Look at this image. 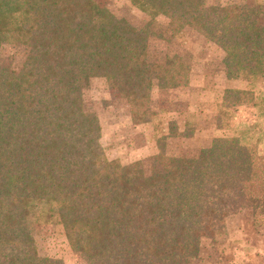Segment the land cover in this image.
I'll return each mask as SVG.
<instances>
[{"label": "trees", "instance_id": "1", "mask_svg": "<svg viewBox=\"0 0 264 264\" xmlns=\"http://www.w3.org/2000/svg\"><path fill=\"white\" fill-rule=\"evenodd\" d=\"M166 31L136 26L97 0H0V51L15 38L26 56L17 70L0 54V264H64L42 257L32 233L49 225L86 264H191L208 232L224 233L227 208L244 203L264 223V149L218 137L194 158L164 154L168 138L188 137L169 122L162 158L109 161L84 83L104 79L125 101L133 125L153 121L152 91L187 87L180 54L150 63L149 39L187 30L223 54L229 80L264 78V6L213 14L207 0H127ZM261 10V11H260ZM256 107L251 91L226 90L217 121Z\"/></svg>", "mask_w": 264, "mask_h": 264}, {"label": "rangeland", "instance_id": "2", "mask_svg": "<svg viewBox=\"0 0 264 264\" xmlns=\"http://www.w3.org/2000/svg\"><path fill=\"white\" fill-rule=\"evenodd\" d=\"M97 1L115 15L127 19L136 26L148 24L154 27L157 33L166 31L168 20L165 17L160 16L152 20L132 7L127 0ZM207 3L213 14H239L252 5L264 6V0H207ZM148 44V55L152 65L167 55L180 54L192 67L193 75L198 77V84H200V75L204 76L207 83L209 77H214L215 74L221 75L222 70L225 72L222 63L224 54L206 39L189 30L170 42L151 37ZM0 54L3 65L12 64L17 70L26 56L24 48L15 38L2 46ZM254 94L257 103L254 109L240 107L223 115L221 122L214 118L213 123L223 130L221 135H229L231 134L229 131L236 130L235 134H239L245 142H257L264 149V93L257 90ZM200 95L196 92L189 94L188 91H184V87L176 90H161L155 87L152 91L151 103L155 117L149 124L155 129L153 136L156 139V153L133 160L139 156L135 153L146 145L147 139L142 140L141 135L136 134L131 127H127L131 120L125 101L111 91L107 82L101 78L86 81L83 90L86 109L99 118L102 128L101 144L107 159L118 161L123 165L141 161L146 169L155 163L154 160L160 161L162 158V154L157 149V141L164 136V132L168 133L169 120H174L179 114L176 120L171 122L179 124L178 129L183 130L180 133L187 136L190 129L197 126V123L191 122V127H183L189 99L199 102ZM183 138L188 137L172 138L170 144L166 140L164 154L173 157H196L201 151L198 143L182 147L184 151H179L180 139L182 141ZM237 213L242 214L244 220L239 230H227L224 233L208 232L201 240L199 256L191 260V264H264V223L260 226L253 224L252 210L244 203H237L227 208L229 217ZM32 233L40 256L61 259L64 264H86L80 255L69 247L60 231L49 225H34Z\"/></svg>", "mask_w": 264, "mask_h": 264}, {"label": "crops", "instance_id": "3", "mask_svg": "<svg viewBox=\"0 0 264 264\" xmlns=\"http://www.w3.org/2000/svg\"><path fill=\"white\" fill-rule=\"evenodd\" d=\"M221 72H222L221 75L215 74L214 77H209L207 83H205L204 76L200 75L199 77L200 84H198V80H197L198 77H195L192 73L190 76L189 85L187 87H184V91H188L189 94L192 92H196V93H200L201 95L199 102L193 99H189L188 101L189 104L187 106V112L185 113L183 127L186 126L191 127V122L197 123V126L190 129L188 138H183L182 141L180 139L181 144L178 147L180 148L179 151H184L182 147H185L187 145L190 146L194 143H198V147L200 148L199 149L200 151L202 149L209 148L213 139L215 138L239 136V134H235L236 130L235 131L233 130L234 132L229 131L231 132V134L223 136L221 135L223 134L222 133L223 130L220 127H218L217 124L213 123L215 119L217 120L219 107L222 102L223 94L226 90L251 91L254 93L257 90L259 91L261 90L264 93V78H253L249 80H245V79L229 80L226 78L225 72L223 70ZM243 107H247V106H243ZM252 108L254 109V107H251V109ZM177 115L175 116L176 118ZM176 118L174 120H176ZM174 120L171 119L169 120V122ZM127 127H131V130H133L136 134L141 135L142 140L147 139V142L145 143L146 145H143L138 150V153L137 152L135 153V155L139 154V156L135 157L133 160H138L140 158L145 157L146 155H151L156 153V149H155L156 139L155 136H153L155 129L152 125L145 124L139 126V125H132V123L129 122ZM182 131L183 130L179 129V132ZM167 134H168L167 132L166 133L164 132L163 135L165 136ZM172 140H173L172 138H168L167 142L170 144ZM168 152L170 153V150ZM242 216L243 215L239 213H237L233 217H229L227 215L225 218V232L227 230L228 231L239 230V227L244 223ZM251 217H252L251 221L254 224L253 216L251 215Z\"/></svg>", "mask_w": 264, "mask_h": 264}]
</instances>
